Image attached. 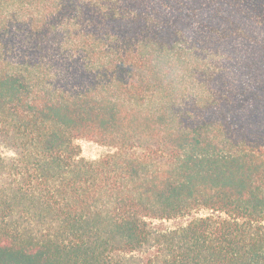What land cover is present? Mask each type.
<instances>
[{
	"label": "trees",
	"instance_id": "obj_1",
	"mask_svg": "<svg viewBox=\"0 0 264 264\" xmlns=\"http://www.w3.org/2000/svg\"><path fill=\"white\" fill-rule=\"evenodd\" d=\"M0 264H264V0H0Z\"/></svg>",
	"mask_w": 264,
	"mask_h": 264
},
{
	"label": "rangeland",
	"instance_id": "obj_2",
	"mask_svg": "<svg viewBox=\"0 0 264 264\" xmlns=\"http://www.w3.org/2000/svg\"><path fill=\"white\" fill-rule=\"evenodd\" d=\"M78 144L80 145V156L89 160H97L112 151L113 149L109 146L98 144L94 141L88 139H79ZM6 153H10V150L4 149L1 147ZM174 222H168V224H172Z\"/></svg>",
	"mask_w": 264,
	"mask_h": 264
}]
</instances>
